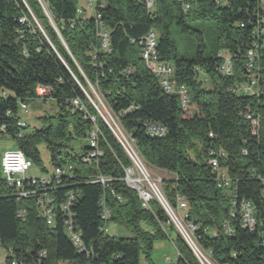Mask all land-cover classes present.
Listing matches in <instances>:
<instances>
[{"label": "trees", "instance_id": "1", "mask_svg": "<svg viewBox=\"0 0 264 264\" xmlns=\"http://www.w3.org/2000/svg\"><path fill=\"white\" fill-rule=\"evenodd\" d=\"M185 2L188 10L177 0H152L150 8L144 0H96L93 12L85 9L80 18L77 9L85 8V2L80 6L78 0H0V127L32 163L41 161L39 144H44L52 166L73 163L77 176L62 183L73 181L72 189L79 191L72 211L87 251L75 248L59 217L55 227L48 228L34 200L17 201L13 190L0 182V241L16 257L32 262L44 251L46 264H139L141 252L149 258L153 242L167 238L177 251L176 264H200L159 202L153 199L149 209L141 208L135 191L121 180L131 161L100 115L96 94L144 164L171 175L162 180L164 197L174 211L178 197L183 198L184 219L196 226L193 239L209 261L264 264V94L231 92L244 80L246 52L257 40L252 32L264 16V2ZM94 12L108 33L106 49L97 35ZM192 20L214 21V49L207 50L201 32L189 27ZM149 30L158 35L159 60L173 66L175 87H184L195 107L188 115H183L176 94L162 91L140 56L141 39ZM183 34L191 35L196 45L180 47L178 37ZM224 56L232 65L230 75L218 70ZM257 63L264 67V47ZM37 86L49 88L48 94L39 97ZM33 99H50L57 108L41 118L40 128L27 131L28 125H17L19 103ZM74 99L81 108L72 104ZM245 106L258 118L256 135L238 113ZM145 122L165 126L166 134L148 135ZM94 125L103 154L88 166L80 161L87 142L73 156L66 151L73 140L86 141ZM210 150L224 153L219 165L232 179V192L253 206L252 230L242 226L229 190L217 186L207 163ZM97 173L113 179L108 187L85 183L88 175ZM66 190L52 193L60 196ZM101 197L111 211L110 221L123 224L131 236L100 232ZM18 207L25 209L21 218L16 216Z\"/></svg>", "mask_w": 264, "mask_h": 264}, {"label": "built area", "instance_id": "2", "mask_svg": "<svg viewBox=\"0 0 264 264\" xmlns=\"http://www.w3.org/2000/svg\"><path fill=\"white\" fill-rule=\"evenodd\" d=\"M146 7L150 8L152 5V0H144ZM183 4L185 10L190 8V4L185 2V0H177ZM85 8L79 7L77 9V14L80 18H84L83 12L85 9H94V4L96 0H84ZM264 2V0H263ZM85 13V12H84ZM95 13V12H94ZM95 20L98 29V37L102 42V46L106 49L108 43V33L104 28L103 23L100 21V15L95 13ZM74 23H72L73 27ZM257 39L253 44L247 49L246 56L247 62L245 65L246 73L244 75V80L235 84L231 89L233 94H251L256 97L264 94V67L258 65L257 61L259 58V51L264 47V16H261L256 20V25L252 32ZM157 33L154 30H149L141 39V53L140 56L147 67V69L153 73L159 82L162 91L166 94H176L179 100L180 109L183 115H188L192 113V109L195 108L189 101L184 87H175L173 78V66L168 63L159 60L157 55ZM218 70L225 74L230 75L232 71V65L228 56H224L222 65ZM49 92V88L44 86H37L36 94L39 97L46 96ZM72 104L81 108L79 102L74 99ZM19 109L27 110V105L25 102L19 103ZM100 113V112H99ZM239 115L243 116L245 120L249 121L250 129L252 135H256L258 131V118L256 114L251 111L250 107L245 106L244 109L238 110ZM7 114H10L7 111ZM101 115V114H100ZM107 126L113 132L117 141L123 147L125 153L127 154L131 165L123 168V177L121 180L125 185L133 189L139 200L140 207L143 209H149V203L151 200L155 199L162 206L164 211L167 213L170 221L173 223L177 231L180 233L184 241L190 247L191 251L198 259L200 264H212L209 261V257L205 256L193 239V232L196 226L182 218L184 224L175 216V213L179 210L180 203H182L181 208L184 207L183 198L178 197V209L174 211L167 203L164 194L162 192V178H154L152 171L144 164L142 159L138 156L135 149L133 148L131 139L120 131L117 122L110 118L107 120L103 115H101ZM94 123L95 118L93 116L89 117ZM17 125L19 127H26L27 124L24 121L18 120ZM145 132L153 137H161L166 134L165 126L155 123V122H145L143 123ZM29 128V126H28ZM30 131V128L27 129ZM98 128L96 125L88 132L86 137L87 147L82 152L80 161L84 165L90 166L92 163H97L98 159L102 156L103 152L98 146ZM0 133L5 135V127H0ZM212 136V133H209ZM224 156L221 150H216L215 152L209 151V158L207 163L210 167L211 172L214 174L215 182L217 186L229 190L231 196L232 207L238 206L240 209V220L244 228L249 230L253 229L255 223V218L253 214V206L243 198L237 200L235 191L232 192L231 189L235 190V186L232 179L229 177L227 171L219 165V157ZM61 157L57 156V161ZM32 166V162L25 157L22 151L10 150L4 152L0 155V182L4 186L11 188L13 190V196L16 197L17 201L21 200H34L36 206L38 207L41 215L44 217L45 223L48 228L55 227L56 218H60L62 221V228L68 239L75 246L79 252H87L80 238V232L76 225L75 214L72 211L75 203L77 202L80 194L78 190L72 189L74 187V182H68L63 184L64 179L74 180L77 176L74 172V165L72 162H65L59 165L52 166L51 171H45V174L38 177L29 176L27 173ZM113 179L105 177L101 173L94 175H88L85 183H95L106 188ZM158 183V184H157ZM264 183V181H263ZM68 190L60 196L53 195L54 190H61L67 188ZM262 196L264 198V188L262 189ZM117 199L122 202L120 197ZM99 217L101 220V226L99 230L104 235L106 234L107 222L111 219V211L105 203L104 197L100 198L99 201ZM232 214V213H231ZM25 215V209L23 207H18L16 211V216L21 218ZM225 232L231 233V228L228 223H225ZM4 247L0 241V248ZM5 248V256L0 260V264H46L43 259L46 254L44 251H39L37 257L32 262L26 261L22 257H16L13 249L11 247ZM207 254V253H206ZM57 264H67L64 262H58Z\"/></svg>", "mask_w": 264, "mask_h": 264}, {"label": "rangeland", "instance_id": "3", "mask_svg": "<svg viewBox=\"0 0 264 264\" xmlns=\"http://www.w3.org/2000/svg\"><path fill=\"white\" fill-rule=\"evenodd\" d=\"M80 6H84L83 0H78ZM92 11V9H89ZM91 14V12H89ZM190 28L194 30H198L201 32V37L203 43L207 50L214 49V37H215V24L212 20H192L188 22ZM178 42H180V47H186L187 49L196 45L195 39L191 35H179ZM205 74L201 71L200 78L203 79ZM205 85H208V81H205ZM97 100L100 102L102 109L100 110V114L104 117H107V120L112 118L115 120L109 113L108 109L101 103V100L95 94ZM27 110L19 109L18 116L21 121H24L29 128H40L42 125L41 118L48 115H53L56 112V104L54 101L50 99H33L26 102ZM106 115V116H105ZM116 122V120H115ZM118 126V125H117ZM119 128V126H118ZM120 129V128H119ZM121 131V130H120ZM122 132V131H121ZM123 133V132H122ZM86 144L84 139L73 140L70 143V149H67L66 152L70 154V156L75 155L80 152L79 147H83ZM17 142L12 137H7L0 135V155H2L6 151L16 150ZM40 152V163H32L31 168L28 171L29 176L38 177L40 175L45 174V171H51L52 165L49 161V155L46 151L44 144H39L38 146ZM191 157L193 155L191 154ZM151 170L155 179L157 177H161L162 179L169 178L171 175L166 174L163 171L149 168ZM158 184V183H157ZM182 203H180L179 210L175 213V216L184 224L182 218L184 216V208H181ZM106 234L109 236L116 237H129L131 233L124 227L123 224L109 221L106 225ZM5 248H0V260L5 256ZM207 256L206 253H204ZM177 251L173 246L170 239H156L153 242L152 249L149 255V258H146L145 255L141 252L139 255V264H176Z\"/></svg>", "mask_w": 264, "mask_h": 264}, {"label": "crops", "instance_id": "4", "mask_svg": "<svg viewBox=\"0 0 264 264\" xmlns=\"http://www.w3.org/2000/svg\"><path fill=\"white\" fill-rule=\"evenodd\" d=\"M90 12H92V11H90Z\"/></svg>", "mask_w": 264, "mask_h": 264}]
</instances>
